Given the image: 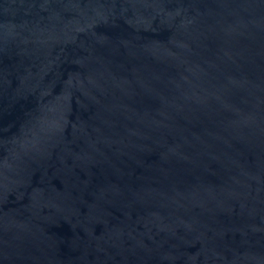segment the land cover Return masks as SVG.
I'll use <instances>...</instances> for the list:
<instances>
[{
	"label": "water",
	"instance_id": "1",
	"mask_svg": "<svg viewBox=\"0 0 264 264\" xmlns=\"http://www.w3.org/2000/svg\"><path fill=\"white\" fill-rule=\"evenodd\" d=\"M0 264H264V0H0Z\"/></svg>",
	"mask_w": 264,
	"mask_h": 264
}]
</instances>
